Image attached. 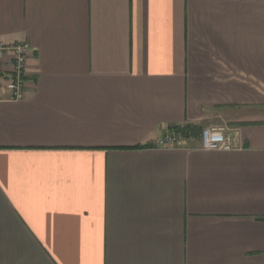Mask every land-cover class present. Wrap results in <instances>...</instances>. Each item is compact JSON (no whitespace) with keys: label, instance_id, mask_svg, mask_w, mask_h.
<instances>
[{"label":"crops","instance_id":"1","mask_svg":"<svg viewBox=\"0 0 264 264\" xmlns=\"http://www.w3.org/2000/svg\"><path fill=\"white\" fill-rule=\"evenodd\" d=\"M0 264H264V0H0ZM224 124L155 147L182 125Z\"/></svg>","mask_w":264,"mask_h":264},{"label":"built area","instance_id":"2","mask_svg":"<svg viewBox=\"0 0 264 264\" xmlns=\"http://www.w3.org/2000/svg\"><path fill=\"white\" fill-rule=\"evenodd\" d=\"M6 50L13 51L15 55L13 74L10 76V80L6 86L13 99L21 100L25 97L27 91L28 60L32 47L28 41H23L13 46L0 44V56ZM185 126L182 125L180 129H183ZM227 132L228 127L224 124L203 127L200 133L202 148L207 150H232L236 148V142ZM192 139V136H186L181 132L169 130L154 143V146L160 148L180 147L187 145Z\"/></svg>","mask_w":264,"mask_h":264},{"label":"trees","instance_id":"3","mask_svg":"<svg viewBox=\"0 0 264 264\" xmlns=\"http://www.w3.org/2000/svg\"><path fill=\"white\" fill-rule=\"evenodd\" d=\"M173 130H175L177 132H181V133L185 134L186 136H192L193 138L194 137H198L199 138L201 130H202V127L197 126V125L188 124L183 129L175 128Z\"/></svg>","mask_w":264,"mask_h":264}]
</instances>
